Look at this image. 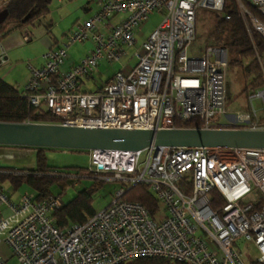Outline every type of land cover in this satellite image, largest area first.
Returning a JSON list of instances; mask_svg holds the SVG:
<instances>
[{"label": "built area", "instance_id": "2783aa9c", "mask_svg": "<svg viewBox=\"0 0 264 264\" xmlns=\"http://www.w3.org/2000/svg\"><path fill=\"white\" fill-rule=\"evenodd\" d=\"M227 3L247 32L251 27L264 40V23L248 9L264 19V0H99L98 10L74 25L67 42L49 49L39 67L28 66L22 98L61 126L160 131L187 129L178 125L195 120L201 125L196 129H221L217 120L227 116L228 50L208 45L196 56L188 53L198 11L221 13ZM154 14L162 16L160 24L137 46L136 35ZM118 17L123 19L115 23ZM23 37L30 41L27 34ZM86 42L92 45L90 53L62 72L67 49ZM132 49L134 67L114 73L94 92L85 90L100 63H119ZM5 63L0 44V68ZM257 98L264 112V89L249 96L250 104ZM238 121L239 128L264 130V114L253 108L238 114ZM88 154L87 173L65 177L97 175L123 187L82 223L59 227L52 221L62 205L59 195L36 200L26 192L15 202L0 186V245L8 247L17 264H128L143 258L248 264L240 242L256 249L252 262L264 264V149L149 147ZM136 185L147 186L155 196L156 218L140 202L123 199ZM212 191L225 201L217 209L211 207ZM6 261L0 256V264Z\"/></svg>", "mask_w": 264, "mask_h": 264}, {"label": "rangeland", "instance_id": "374dc122", "mask_svg": "<svg viewBox=\"0 0 264 264\" xmlns=\"http://www.w3.org/2000/svg\"><path fill=\"white\" fill-rule=\"evenodd\" d=\"M98 0H64L62 3H58V0H51L49 4L48 15L36 20L33 24L23 26L21 29L16 25H6L0 28V37H3L6 33L10 32L7 37H4L1 41L3 47L7 50L8 61L0 68V79L7 84L15 87L18 91H23L25 85L28 83L29 70L28 66L39 67L43 63L42 56L49 50L50 46H55L56 41L67 42L68 35L73 31V27L77 23H83L84 21L92 17L91 12L95 7V3ZM65 4V7H63ZM4 5L0 0V9ZM83 7H87L84 9ZM90 10V11H89ZM123 19L118 17L114 19ZM212 15L204 10H200L196 17V39L193 46L189 50L188 56H196L206 46V39L212 29ZM162 16L160 14H154L148 22L142 28L140 34L136 35L137 46H141L146 41L148 36L156 29L160 24ZM52 23L51 35L53 41L47 34V27ZM27 34L30 37V42H25L23 35ZM8 41V42H5ZM2 45V44H1ZM92 45L90 42L86 43H74L67 49V61L68 62H80L91 51ZM136 49H132L127 52V55L121 59L119 63L108 65L106 63H100L98 71L101 75L95 74L94 81L89 82L90 86L86 87V90H93L96 85L105 83L114 73L121 70H128L136 65V59L134 53ZM248 61L245 62L247 64ZM264 63V62H263ZM99 75V76H98ZM245 78L241 75L240 71L234 68H230L226 75L225 96L227 100V115L233 117L236 121L239 113H249L251 108L260 109V99L252 100L250 104L249 96L252 93H247L242 96H238ZM248 80L246 81V83ZM26 83V84H25ZM263 90V89H262ZM260 90V91H262ZM217 123H226L225 118H219ZM35 155L33 150L16 149V148H0V167L11 166L18 169L35 168ZM46 164L48 167L56 169H65L70 177H80L87 173L90 168V156L88 153H73L67 150H55L47 151ZM92 176V178L75 179L60 176L62 179H68L64 185L54 188L52 190L53 195H59L62 203H66L71 200L77 192H80L84 188L92 189L93 207L96 211H99L106 207L113 198L114 192L120 186L118 182H106L104 179H100ZM112 177V175L103 176ZM15 202L19 201L24 193H30L31 191L26 188H20L13 191L12 188L5 184L2 186ZM239 250L242 252V258L246 263H249L256 257V249L252 245H247L240 242L238 245ZM250 249V253L247 249ZM250 254L251 256L249 257ZM0 256L4 258L6 264H17L16 258L11 256L10 250L5 245H0Z\"/></svg>", "mask_w": 264, "mask_h": 264}, {"label": "trees", "instance_id": "16d2710c", "mask_svg": "<svg viewBox=\"0 0 264 264\" xmlns=\"http://www.w3.org/2000/svg\"><path fill=\"white\" fill-rule=\"evenodd\" d=\"M50 0H11L7 7L13 11L16 20H25L23 26L33 24L36 20L49 13ZM251 14L260 22L264 19L256 10L248 5ZM205 11V10H204ZM34 13L31 18H27L28 13ZM212 15V29L206 39V44L223 47L228 50V69L234 68L240 71L245 78L238 96L247 93H256L264 89V65L261 57L264 54L263 38L250 27V34L247 32L242 18L235 7L227 3L222 12L207 11ZM34 18V19H33ZM29 21V22H28ZM50 27H47L49 32ZM248 61L247 64L245 62ZM111 79V78H110ZM110 79L105 82L109 83ZM248 82L246 83V81ZM104 84V85H105ZM22 93L15 87L0 79V122L1 123H36V124H56L58 119L44 110L37 111L30 107L28 101L22 98ZM179 127L187 129L200 128L198 121H191L179 124ZM16 148V147H0ZM33 150L35 155V168L18 169L11 166L0 167V186L8 184L13 191L26 187L35 194L36 200H43L52 195V190L65 184L68 179L60 176L69 175L65 169L48 167L46 164L47 151L49 149L16 148ZM73 153H88L86 151H71ZM108 176V175H103ZM120 187H123L120 184ZM117 188V189H118ZM114 196V195H113ZM211 207L217 209L224 204L222 195L217 191L210 192ZM124 200L140 202L152 218H156L159 211L155 196L149 188L144 185H136L129 189L123 196ZM92 189L84 188L61 207L56 209L52 215V221L59 227H64L71 223H82L96 210L93 207ZM128 264H180L172 263L161 258H143ZM248 264H256L250 261Z\"/></svg>", "mask_w": 264, "mask_h": 264}, {"label": "water", "instance_id": "95a60500", "mask_svg": "<svg viewBox=\"0 0 264 264\" xmlns=\"http://www.w3.org/2000/svg\"><path fill=\"white\" fill-rule=\"evenodd\" d=\"M0 147L86 152H139L149 147L264 149V130L164 129L152 131L0 122Z\"/></svg>", "mask_w": 264, "mask_h": 264}, {"label": "crops", "instance_id": "0c3cea01", "mask_svg": "<svg viewBox=\"0 0 264 264\" xmlns=\"http://www.w3.org/2000/svg\"><path fill=\"white\" fill-rule=\"evenodd\" d=\"M99 1V0H98ZM98 1L95 3V7H94V9L92 10L93 12H91V13H95L97 10H98V8H99V6H98ZM62 2H64V0H58V3H62ZM50 3H51V0H50ZM63 7H65V4H64V6ZM84 9H87V7H83ZM90 11V10H89ZM93 14H91V15H93ZM121 19H119V20H117V22H119ZM49 27H50V30H49V32L47 33L49 36H50V38L53 40V41H55L54 39H53V36L51 35V29H52V23H50V25H49ZM10 34V32H8V33H6L5 35H3V37H0V44H2V47H3V43H2V39L4 38V37H7L8 35ZM5 42H8V41H5ZM30 42V41H29ZM62 43V42H61ZM61 43H59V41H56V43H55V46H58V45H60ZM54 45L53 46H50L49 47V49H51V48H53V47H55ZM92 48V47H91ZM3 49H4V51H5V53H6V62L8 61V54H7V50H5V48L3 47ZM89 53H90V51H89ZM88 53V54H89ZM87 54V55H88ZM86 55V56H87ZM264 55V54H263ZM6 64V63H5ZM42 64V63H41ZM40 64V65H41ZM77 64H79V62H68L67 61V58H66V60L64 61V63H63V65H62V67H61V71L62 72H66V71H69L72 67H74V66H76ZM39 65V66H40ZM97 74H99V75H101L100 74V72L99 71H97L96 72ZM95 73V74H96ZM94 74V75H95ZM94 75H93V79H91L90 81H86L85 82V90H86V87H88V86H90V84H89V82H91V81H94ZM98 75V76H99ZM113 76V75H112ZM111 76V77H112ZM110 77V78H111ZM109 78V79H110ZM106 81H108V79L106 80ZM26 84V83H25ZM105 83L103 82V83H101V84H94V85H96V87H101V86H103ZM95 87V88H96ZM94 88V89H95ZM86 90V91H89V92H94V91H96L97 89H95V90ZM20 92V91H19ZM22 92V91H21ZM227 100H230V98H227ZM261 105V104H260ZM227 106H228V103H227ZM253 109H255L254 107H252ZM256 111H258V113H259V115L260 116H262L263 114H264V112L262 111V105L260 106V109H255ZM250 112H251V110H250ZM249 112V113H250ZM239 114H243V113H239ZM247 114V113H246ZM225 119H226V123H219V126L221 127V129H242V128H239L240 127V123H239V121H238V119L235 121L234 119H233V117H231V116H226L225 117Z\"/></svg>", "mask_w": 264, "mask_h": 264}, {"label": "flooded vegetation", "instance_id": "af4514ba", "mask_svg": "<svg viewBox=\"0 0 264 264\" xmlns=\"http://www.w3.org/2000/svg\"><path fill=\"white\" fill-rule=\"evenodd\" d=\"M1 1H3L4 5L0 9V28L6 25H11V24L16 25V27H19L20 25H24L25 20L24 19L16 20L14 18L13 11L9 9V7H7L8 3L11 0H1ZM32 15H34V13L31 12V13H28L26 17L29 19L31 18Z\"/></svg>", "mask_w": 264, "mask_h": 264}]
</instances>
